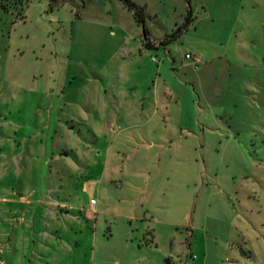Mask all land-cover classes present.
I'll return each mask as SVG.
<instances>
[{
    "label": "rangeland",
    "instance_id": "1",
    "mask_svg": "<svg viewBox=\"0 0 264 264\" xmlns=\"http://www.w3.org/2000/svg\"><path fill=\"white\" fill-rule=\"evenodd\" d=\"M131 1L157 50L140 52L121 0H0V264H264V80L223 65L248 58L243 21L262 27L246 6L232 29L201 0ZM189 15L197 29L167 40ZM217 34L226 57L202 70ZM165 64L157 97L168 71L172 96L151 115L140 103ZM78 96V112H116L120 131L93 147L65 121L74 107L59 109Z\"/></svg>",
    "mask_w": 264,
    "mask_h": 264
},
{
    "label": "crops",
    "instance_id": "2",
    "mask_svg": "<svg viewBox=\"0 0 264 264\" xmlns=\"http://www.w3.org/2000/svg\"><path fill=\"white\" fill-rule=\"evenodd\" d=\"M201 9H202V15L204 16V18L206 20L209 21V24H217L219 23H223L225 21H230L232 22V29H235L236 25L239 23V19H238V8H242L244 6H246L248 9L252 10L254 12L253 14V19L256 22L257 25H260L262 27V33L259 34V32L256 29L255 30H248L250 28V25L247 23L245 24V22L243 21V23L240 25L241 29L237 32V35H239L237 37V44L241 47V50L243 51V54L248 55L247 59H236L233 62L229 61L228 59H226V63H224L223 65L226 66V68H228L229 72L230 69L232 67H236L237 65H245L246 68H248V77H252V83H254L256 80L258 82H261L264 80V47H259L257 46V40L259 39V42L261 41V39L264 41V0H201ZM176 22H174L175 24ZM194 27L193 29L196 30L197 29V25L195 23H193V21H191L189 23V26ZM146 26V25H145ZM188 26V27H189ZM148 30V37L150 39H156L155 37H153L148 29V27H146ZM171 27L167 30H164V36L162 37V40H160V42L164 41V38L166 35H168L171 31L170 30ZM249 33H248V31ZM171 35V34H170ZM170 35L167 37V40H170ZM256 35V36H255ZM201 37V36H200ZM211 36H208L205 34L204 39L206 40V38H209ZM212 38V37H211ZM222 40V36H220L219 34H217L215 37H213V40H211L213 43V45L217 48V47H221L222 50L215 52L214 54L212 53H207V54H203L200 52V49H198L199 55L200 57H202V59L204 60V63L202 64V70L208 66L211 63H215V62H222L220 61L222 58L224 59L226 52L225 48L223 46L224 41ZM166 45V44H165ZM161 45L156 46V47H150V48H143L142 46L140 47V52H142V50H146V49H154L157 50ZM168 53V50L165 51V54ZM196 53V52H195ZM194 54V52H193ZM199 57V56H198ZM172 62L174 65V60H173V56H172ZM200 59V58H199ZM165 69H167V65L165 64L164 66H157L155 69V74L156 77L154 78V80L152 81V88L151 90H148L150 93L149 95H146L143 97L142 100L146 99V103L145 102H141L140 103V107L141 110L143 111L144 108L148 105V102H151V100H153L151 107H153L152 110V114H156L158 112V110L160 109V102L164 101L165 98L171 97V90L169 87L168 79H175L174 78V74L171 72H167V76L163 78V80L166 82V91H164L165 97L162 100H159L157 97V92H156V86L158 83V79L164 75L162 72L165 71ZM159 77V78H158ZM178 84H181V81L177 80ZM136 87V85L134 86ZM83 98V96H78L75 97L73 99H64L62 98L60 100V104H59V109L61 112H64L63 109L65 107V103L69 104L71 107L73 106L75 110H73V113L71 114H66L65 116V121L69 120V119H74L75 118H79L80 122H83L82 126H84L87 131H89L90 133H92V135H94V138L96 139L97 142H93L92 145L93 147H95L96 145H98L99 141H107L109 140V135H111L112 133L116 134L120 131V125L121 122L119 121L118 116L116 115H111L109 113L107 114H103L102 116L99 115V118L94 117L93 113H98L97 111H95L94 107H92L91 113H82V112H78L77 106L76 104L78 103L79 100H81ZM76 106V108H75ZM164 108H166V105H164ZM60 118V117H59ZM84 119V120H81ZM64 121V122H65ZM61 122V121H60ZM62 124V122H61ZM65 127V132L67 134L68 137L73 138V140H77L78 142L81 141V139H79V137H72L70 135L73 134V131L70 130V128L66 127V125H64ZM81 130V129H80ZM97 143V144H96ZM72 174V175H71ZM70 174V177L73 178V172ZM82 189V188H81ZM86 190L88 191V193L94 194V190H95V184L93 183L92 185H88L86 187ZM82 192L83 189H82ZM97 203L94 204L93 208L95 209Z\"/></svg>",
    "mask_w": 264,
    "mask_h": 264
},
{
    "label": "trees",
    "instance_id": "3",
    "mask_svg": "<svg viewBox=\"0 0 264 264\" xmlns=\"http://www.w3.org/2000/svg\"><path fill=\"white\" fill-rule=\"evenodd\" d=\"M122 3L132 12L133 14V17L135 19V21L138 23V24H142L145 20V11H144V8L139 6V5H136L134 2H132L131 0H121ZM192 21V16L189 15L187 17V23H186V26ZM142 26V25H141ZM176 35V34H175ZM171 37V39H174V36ZM148 39V30L146 28L145 25L142 26V41L145 45L146 48H150V45H149V41H146ZM170 39V40H171ZM169 41H167L166 43H168Z\"/></svg>",
    "mask_w": 264,
    "mask_h": 264
},
{
    "label": "water",
    "instance_id": "4",
    "mask_svg": "<svg viewBox=\"0 0 264 264\" xmlns=\"http://www.w3.org/2000/svg\"><path fill=\"white\" fill-rule=\"evenodd\" d=\"M186 24V21L179 27L177 28L171 35H170V38L173 37V35L177 34L180 29ZM142 26L144 25V22L141 24Z\"/></svg>",
    "mask_w": 264,
    "mask_h": 264
},
{
    "label": "built area",
    "instance_id": "5",
    "mask_svg": "<svg viewBox=\"0 0 264 264\" xmlns=\"http://www.w3.org/2000/svg\"><path fill=\"white\" fill-rule=\"evenodd\" d=\"M154 60V58H152ZM196 62H198V58L195 59ZM95 200L94 199H90V202H89V209H93V206L95 204Z\"/></svg>",
    "mask_w": 264,
    "mask_h": 264
}]
</instances>
